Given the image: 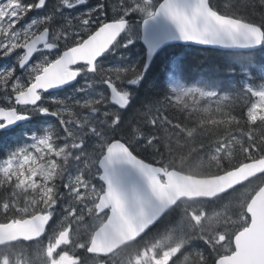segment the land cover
Listing matches in <instances>:
<instances>
[{
  "label": "snow or ice",
  "instance_id": "6c2138e0",
  "mask_svg": "<svg viewBox=\"0 0 264 264\" xmlns=\"http://www.w3.org/2000/svg\"><path fill=\"white\" fill-rule=\"evenodd\" d=\"M257 54L264 0H0V264H264Z\"/></svg>",
  "mask_w": 264,
  "mask_h": 264
},
{
  "label": "trees",
  "instance_id": "16d2710c",
  "mask_svg": "<svg viewBox=\"0 0 264 264\" xmlns=\"http://www.w3.org/2000/svg\"><path fill=\"white\" fill-rule=\"evenodd\" d=\"M231 52L233 51L198 46L172 48L169 53L155 62L151 72L156 79H166L170 63L174 61L175 68L185 81H194L201 77H215L226 83L231 78L224 73L223 69L247 59L230 55ZM252 59L257 67L264 64L262 54H257Z\"/></svg>",
  "mask_w": 264,
  "mask_h": 264
},
{
  "label": "rangeland",
  "instance_id": "374dc122",
  "mask_svg": "<svg viewBox=\"0 0 264 264\" xmlns=\"http://www.w3.org/2000/svg\"><path fill=\"white\" fill-rule=\"evenodd\" d=\"M169 73H173L177 78H180V79H182L181 78V76H180V74H179V72H178V70L175 68V66H174V61H172L171 63H170V67H169V69H168V74Z\"/></svg>",
  "mask_w": 264,
  "mask_h": 264
},
{
  "label": "water",
  "instance_id": "95a60500",
  "mask_svg": "<svg viewBox=\"0 0 264 264\" xmlns=\"http://www.w3.org/2000/svg\"><path fill=\"white\" fill-rule=\"evenodd\" d=\"M192 46H198V47L209 48V47H207V46H200V45H192ZM215 49H219V50H227V51H235V50H228V49H222V48H215Z\"/></svg>",
  "mask_w": 264,
  "mask_h": 264
}]
</instances>
